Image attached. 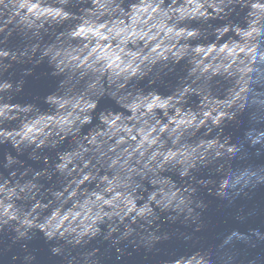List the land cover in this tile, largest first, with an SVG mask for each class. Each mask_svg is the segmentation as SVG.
I'll return each mask as SVG.
<instances>
[{
    "label": "water",
    "instance_id": "obj_1",
    "mask_svg": "<svg viewBox=\"0 0 264 264\" xmlns=\"http://www.w3.org/2000/svg\"><path fill=\"white\" fill-rule=\"evenodd\" d=\"M0 264H264V0H0Z\"/></svg>",
    "mask_w": 264,
    "mask_h": 264
},
{
    "label": "clouds",
    "instance_id": "obj_2",
    "mask_svg": "<svg viewBox=\"0 0 264 264\" xmlns=\"http://www.w3.org/2000/svg\"><path fill=\"white\" fill-rule=\"evenodd\" d=\"M189 35H191V33H189ZM92 107H94L93 104H89V105H88V108H92ZM77 120H78L81 124H83V123H85V122H89V123H90V122H91V116L88 115V114H85V115H83L82 117L79 116V115H77V116H75V117L73 118V120H71V121H67V123H68V124H72V123H74V122L77 121ZM29 139H31V137H29ZM41 143H43V141H41ZM226 184H227V180L225 179V180L222 181L221 187H225ZM237 195H239V193H237ZM231 204H232V202L229 201L227 206H231ZM255 212H256L255 209H251V210H249L248 214H249V215H254ZM51 234H52V233H49V235H51ZM57 251H58V249H56V248H51V249H50V252H51L52 255H55ZM118 258H119V257H117V259H118Z\"/></svg>",
    "mask_w": 264,
    "mask_h": 264
}]
</instances>
